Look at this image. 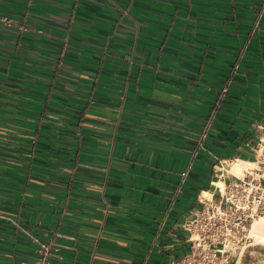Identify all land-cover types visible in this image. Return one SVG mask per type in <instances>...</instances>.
<instances>
[{"label": "crops", "instance_id": "crops-1", "mask_svg": "<svg viewBox=\"0 0 264 264\" xmlns=\"http://www.w3.org/2000/svg\"><path fill=\"white\" fill-rule=\"evenodd\" d=\"M261 8L0 0V264H39L29 235L53 264L185 256L187 218L216 192L215 157L255 160Z\"/></svg>", "mask_w": 264, "mask_h": 264}, {"label": "built area", "instance_id": "built-area-1", "mask_svg": "<svg viewBox=\"0 0 264 264\" xmlns=\"http://www.w3.org/2000/svg\"><path fill=\"white\" fill-rule=\"evenodd\" d=\"M261 1L259 20L264 17V0ZM0 20L9 22L6 18ZM257 129L260 136L254 145L255 160L242 176L231 174L232 159L215 157L216 192L209 197L201 193L199 206L191 211L184 225L190 251L170 264H241L257 246L251 229L256 221L264 219V127ZM205 138L206 134L202 140ZM29 236L40 247L39 264H53L51 247Z\"/></svg>", "mask_w": 264, "mask_h": 264}, {"label": "bare ground", "instance_id": "bare-ground-1", "mask_svg": "<svg viewBox=\"0 0 264 264\" xmlns=\"http://www.w3.org/2000/svg\"><path fill=\"white\" fill-rule=\"evenodd\" d=\"M250 162L235 161L232 164L231 174L233 176H242L243 172L252 167ZM203 196L209 197L208 192L203 193ZM251 237L254 239L256 245H264V219L256 221L251 229Z\"/></svg>", "mask_w": 264, "mask_h": 264}, {"label": "rangeland", "instance_id": "rangeland-1", "mask_svg": "<svg viewBox=\"0 0 264 264\" xmlns=\"http://www.w3.org/2000/svg\"><path fill=\"white\" fill-rule=\"evenodd\" d=\"M257 248H258V250H259V252H260V259L259 260H261V262H263L264 263V257L262 256L263 254H264V250H263V248H264V245H257L256 246ZM254 249V248H253ZM252 250V249H251ZM262 263V264H263Z\"/></svg>", "mask_w": 264, "mask_h": 264}]
</instances>
